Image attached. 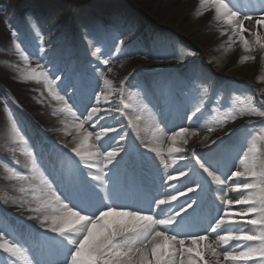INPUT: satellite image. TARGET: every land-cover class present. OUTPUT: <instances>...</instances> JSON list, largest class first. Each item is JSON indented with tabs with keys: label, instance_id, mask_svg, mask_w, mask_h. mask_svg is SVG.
<instances>
[{
	"label": "snow or ice",
	"instance_id": "1",
	"mask_svg": "<svg viewBox=\"0 0 264 264\" xmlns=\"http://www.w3.org/2000/svg\"><path fill=\"white\" fill-rule=\"evenodd\" d=\"M200 4L212 5L216 18L229 26L230 45L239 41L248 52H252L257 45L264 49V36L259 32L252 33L254 41L245 37L248 29L244 27V21H252L251 16L245 15L241 19L239 13L225 3V0H200ZM255 25L264 27V18L257 19ZM221 34L225 35V33ZM13 35L15 36L16 33ZM90 42L95 47L91 55L99 58L103 54L102 46H107V42L96 36H92ZM119 44L123 46L124 40L119 39ZM16 47L21 58L27 63L28 53L22 50L19 44ZM115 51L124 54L122 48L117 47ZM243 59L247 61L254 57L245 55ZM102 63L109 65L111 60L103 59ZM59 71L60 68L54 65V78L49 79L48 72L32 69L25 78L37 81L42 79L53 98L61 102V110L70 113L73 117H76L77 112L80 111L77 105L83 107L84 112L87 113V121L99 124L102 129L95 134V140L100 142V147L92 150L96 148L94 144L89 145L93 133H84L77 146L71 149L74 156L69 157L72 164L67 172L54 178L46 179L42 176L41 186L33 189L32 199L35 206L27 209L33 213L28 219L37 220L40 227L46 230L45 233L39 234L41 246L46 247L50 252H55L58 257L36 260V264H210L207 258L209 253L211 257L216 258V264H221V255L225 261L257 260V264H264V207L258 209L251 194L244 195L245 192L256 187V184L247 179L257 175L254 170L255 153L259 150L255 145L247 152L243 151V144H237L227 149L213 151L203 158L195 150L191 152L190 157L185 156L184 153L188 151L185 147L188 144V137L197 136L198 133L190 131L189 127L180 126L179 131L172 130V135L168 138L171 143L167 152L173 157L172 164H177L178 160L186 163L173 169L178 175L170 172L161 173L154 158L134 151L126 139L128 134L119 133L115 126L108 123L109 117L115 119L112 116L113 108L118 110L120 105L123 109L132 108V105L123 102V99L120 104L109 102L110 95L116 91L123 92L128 76L120 81L119 89H113V81L103 75L104 88L100 89V94L96 95L95 88L90 86L91 96L86 97L81 92L79 82H73L67 77L62 79L58 75ZM107 71L112 72L113 69L109 67ZM57 80L61 81L58 86L65 89L73 88L74 93L69 99L53 91L52 86ZM85 99L88 105H91L93 99L96 101L90 111L88 105H85ZM101 100L108 103V107L102 108ZM240 104L243 108L239 115L264 116V111H257L243 100ZM200 112L201 106L197 104L187 119L192 120ZM83 114L81 112V115ZM237 118V115L229 114L221 124L228 119L235 121ZM140 119V116L135 118L136 121ZM100 121L104 123L101 124ZM85 122L81 119L75 124L77 131L85 127ZM128 124L137 131V139H139L135 121L129 119ZM13 130L19 140L25 142L15 124ZM157 131H160L158 127ZM207 131L211 133L214 129L208 128ZM111 133L116 135H110ZM117 136L119 141L124 143L113 147ZM207 140L208 136H205L203 141L205 146ZM143 143L141 140V144ZM213 143L215 144L216 141ZM145 147L147 148L148 145ZM108 148L111 150H107ZM149 151L159 157L165 169L171 167L159 148L151 147ZM232 152H235L233 159H239L243 170L238 168L236 171H231L229 168L224 172L221 169L227 168ZM240 153H243V158H240ZM77 157L79 160L75 159ZM146 164L155 168V173L150 179L141 171ZM33 167L35 168V162ZM194 170L195 175H193ZM9 171L15 179L21 181L30 179L20 171L11 168ZM218 172L220 174H217ZM260 175L264 176V172ZM180 178L184 180L181 181ZM205 180L210 185L215 184L216 191H223L226 182L234 184L233 190L240 194V198L226 199L224 195H220L206 199V193L200 191ZM177 184H182L183 189L177 188ZM131 192L141 195L129 203L126 201L131 199L129 196ZM216 199L219 200V205L216 204ZM194 205L197 207L193 210ZM221 205L227 207L245 205L246 208L233 212L226 211ZM221 212L223 215H220ZM257 212L260 214L258 218H247ZM234 216H238L240 220H233ZM241 222L252 225L259 231L244 230L239 227ZM0 224H3L2 217ZM221 229L226 231L227 235L219 236L220 241L224 244H228L229 241L241 242L245 250L218 252L217 247L210 242V235L212 233L219 235L218 230ZM170 232L174 234H169ZM47 233L55 235L49 236ZM6 235L3 227H0V249L12 256H23L25 250L21 244L6 239ZM254 241H259L260 246L249 247L247 242ZM60 256L63 257L62 260L59 259Z\"/></svg>",
	"mask_w": 264,
	"mask_h": 264
},
{
	"label": "rangeland",
	"instance_id": "2",
	"mask_svg": "<svg viewBox=\"0 0 264 264\" xmlns=\"http://www.w3.org/2000/svg\"><path fill=\"white\" fill-rule=\"evenodd\" d=\"M239 1L243 2V0ZM228 2H231L230 5H236V0H225V3ZM246 2L252 5L249 8L255 9L256 6L251 0H246ZM0 6L3 7L2 16H6V19L12 23L14 28H16L14 33L17 34V32H19L26 44V47L21 49L25 50L29 55L27 63L21 58L20 54H18L20 59L13 61L11 56L14 53L10 48L13 40L4 33L3 35L0 34V152L4 151L13 154L16 149L22 151V149L29 147L33 154V157H31L32 164L35 162V166H39L40 164H43V158L41 156H35V151L38 150L40 154L42 151L45 153V151H47L46 148H48L45 146L47 141L44 143L39 142L35 145L32 143L31 145L28 135L29 130L26 126L21 125V121L23 120L27 122L26 118L36 117V110L45 107L48 103L50 104L53 101V96L50 94L48 86L45 85L42 79L39 81L26 79V75L32 69H36L37 71L43 70L49 73V79H53L55 75L53 73V66L56 65L60 68L58 75L62 79L67 77L73 82H79L78 74L82 71H85L87 74H93L96 79L93 78L94 82L88 85L95 88L96 95H99L100 89L104 88L103 74L113 81V89H119L120 81L124 79L123 76H120L116 72H108L105 67L97 69L96 71L86 70L84 64L88 63V61L85 59V54H77V52L75 54V49L80 45L87 50V41L92 38L93 33L86 28L89 26L88 24L92 23L95 25V30L100 32V39L107 42V46H102V48L109 50L110 41H114V45L116 44L115 46L124 50L125 45L127 44H124L123 46L118 44L119 39L123 36L120 33L119 28L122 27V22L125 21V17H130V15L139 16L141 11L131 8L127 3V0H0ZM200 7L201 5L198 3L186 12L178 26L166 24L161 20L149 23L147 18L142 17L141 24L148 26L149 29L146 31L151 34V41L148 46L152 50L158 51L161 54L165 53L169 58V62H173L175 67L174 75H158L157 82H154V85H157L156 88L162 91L163 88H167L166 94L161 91V96L163 95V98H166V101H168L172 95L171 87H175V85L177 87L182 81L191 84H188V86L187 84L184 85L180 93L185 96L190 93L191 96L190 103L187 105L190 114L186 116L191 115V112L195 109L197 104H200L201 106V112L198 113L197 117L189 120V122L192 123L191 125L197 124L196 128L202 124L198 121L199 119L202 122H210L211 126L213 123L214 127L212 126V128L215 130L218 128L230 129V127L237 121L243 122L244 125L237 131L236 135H234L236 138L230 145H226L224 142L219 147H216L217 149H210V152H208V148L202 150L196 148L197 150L195 149V151L197 153L198 151L202 153L207 152V156L215 149L220 151L227 149L232 145L243 144L244 152H247L249 148L255 145L259 150L255 153V160H258L259 169L256 171V177L250 179L249 182L256 184V187L254 191L249 190V192H245L244 195L251 194L255 201V206L259 209L264 207V176L260 175L261 172H264V139H262V137H264V116L239 115V113L243 108V105L240 104L241 100H243L245 104L256 108L257 111H264V65L260 64L263 58L264 49L257 45L252 52H248L239 42L230 45L227 40L223 42L221 40L217 41V38L220 39L227 37L225 30H229V26L225 23L221 26H207L206 29L200 30V32H203L204 34L197 32L188 37L183 36V24H189L195 20L200 14ZM27 8H35L40 13L32 12ZM115 8L124 15L116 17L113 13L105 14L103 12L105 9L110 11L115 10ZM246 8H248V6ZM18 16H26L23 18H25L28 23H31L32 28L34 29L27 28V31H22L20 28H24V26L21 21L22 19ZM48 16L54 17L50 20V24L45 23ZM211 17L213 18L211 19ZM207 18L211 19V21L214 19L213 22L218 20L213 8L203 15V19ZM33 19H38V21H40L39 26L34 23ZM41 19L44 24L41 22ZM247 25L245 26L244 24V27L248 29V31L245 32V37L254 41V36L252 35V33L255 32L253 28L254 25L252 24L251 30H249ZM51 26L55 27L52 33L57 39V42L54 45H50V43L48 44L49 41L45 38V34L50 38ZM137 28H139V26ZM1 30H3V27L0 25V32H2ZM142 33V30L137 29L133 34L139 36ZM221 33H225V35H222ZM15 36L13 35V37ZM16 42L17 40L15 43ZM226 47L228 49H226ZM94 49L95 48L91 47L88 51L91 53ZM237 50H239L240 53H238ZM113 51L114 50L108 52L111 53ZM65 53L71 57L66 64H63L62 60L66 58ZM245 55H251L254 59L245 61L243 59ZM135 57L138 59L140 58V55H136ZM100 59L103 61V58ZM130 59V57L124 56L119 58L118 61L125 62ZM257 63H259V65H257ZM37 65H39V67H37ZM73 76L75 79H73ZM60 83L61 81L57 80L56 84L52 86L53 91L59 95H64L63 87L58 86ZM97 84L98 87H96ZM126 84H129V80L125 82L123 88ZM131 85H133V90L131 88L129 91L133 97H136L135 92L137 91V87L139 88V91L143 93L142 88H140L137 82L133 81ZM69 90L71 93H74L73 88H69ZM82 93L86 97L91 96V92ZM119 98L120 91H116L109 96V102L111 104H118ZM167 103L168 102H165V105H163L165 110L167 109ZM95 104L96 101L94 99L91 101V105H88V101L85 99V105H88V111H90L91 106H95ZM100 106L102 108L108 107V103L101 100ZM77 107L80 108V111L76 114L78 121L81 119L86 121L87 113L84 112V108L79 104ZM119 110L120 109L117 110L116 108L112 109V116L118 117V122L112 123V118L109 117L108 123L115 126L119 133H125L126 129L130 128L131 125H126L124 117L119 114ZM81 112L84 114L81 115ZM169 112L171 113L172 109ZM143 114L144 109L139 108L136 116L142 117ZM229 114L237 115L238 118L235 121L228 119L225 123L221 124V121ZM166 115H168V113ZM180 119H182V117ZM134 121L136 122L135 118ZM14 124L16 129L20 132V135L24 137L25 142H21L16 136V132L13 130ZM165 124L166 121L163 119L162 122L157 123V127L170 134V131ZM97 130L100 132L102 129L98 127ZM232 132L233 131H230L229 135ZM142 134L143 133L139 134V139H137L136 131L131 133L135 142L141 141L140 137ZM51 135L53 134L50 132V136ZM110 135L116 134L111 133ZM131 139H129L130 147L133 145V143L131 144ZM53 140L60 139L55 137ZM188 141L192 142L189 138ZM190 142L185 145L188 151L184 153L185 156L189 157L194 150L193 148H190ZM54 144L52 143L50 146L52 147ZM117 144H123V142L119 141L118 136L116 144H113L112 146H117ZM95 145L99 148L100 142L95 141ZM11 146L12 148H10ZM107 150H111V148H108ZM101 151H103V149H101ZM49 154L50 152L45 154V156ZM60 154L63 156L64 160H67V162L70 160L65 153ZM240 154L242 155L240 157H243V153ZM1 155L3 154L0 153V156ZM231 156H235V152H232L229 157ZM4 157L7 158L5 155ZM76 160H79V158L77 157ZM179 162L180 165L186 163V161ZM71 164L72 163L67 164V170L71 167ZM9 168L17 171L14 165H9V163L5 164V167L0 170L1 181L11 182L15 180L12 172L9 171ZM42 170L43 169H41L40 172L43 175H46V171ZM168 170L169 169L163 167V173ZM237 196L240 198L239 193ZM245 208V205H235V207L232 208V211L239 212ZM259 215V212H257L251 214V216L247 218H258ZM232 219L240 220L238 216H234ZM10 223L11 222L6 223L3 221L4 228L8 227V229L12 231L13 227L10 226ZM239 227L248 231H259L258 228H254V226L242 222ZM220 235H227V232L223 230ZM6 239L14 243H20L21 246H24V243L18 241L19 238L17 237L11 239L8 236ZM234 243V241H229V244H232L230 245L232 247L226 246L227 248H224L223 250L236 251V247L238 246ZM247 243L249 247L260 246L259 241ZM238 245L241 246V244ZM243 250L245 249H241V251ZM46 255L45 258H40V260L58 258L57 255H54L52 252H48ZM59 259L62 260L63 257L60 256ZM233 262L237 264H257V260Z\"/></svg>",
	"mask_w": 264,
	"mask_h": 264
},
{
	"label": "bare ground",
	"instance_id": "3",
	"mask_svg": "<svg viewBox=\"0 0 264 264\" xmlns=\"http://www.w3.org/2000/svg\"><path fill=\"white\" fill-rule=\"evenodd\" d=\"M262 1V0H260ZM263 2V1H262ZM127 3L131 8L134 10H140L141 14L139 16L130 15L125 17L124 23H126L125 26L122 27L120 30V33L123 35L121 39L124 40L125 48L123 50L124 54L117 53L115 51V48L117 46L114 45V41H110L109 44V50H106L102 48V55L99 56V58L94 57L91 55L90 50L91 47L95 48L93 44L90 42L91 40L87 41V50L82 48L80 45L77 46L75 49V54L77 52L81 54H85V59H87L88 63L84 64V68L86 70H93L96 71L97 69L106 68L108 69L111 67L113 69V72H116L120 76H128L129 84H126V86L123 88V101L125 103H129L132 105V108L129 109H123V117L129 121V119L134 120L136 118L137 110L139 108L144 109V114L141 117L140 120L136 121L137 124V130L139 131V134L143 133L140 137V140H143V144H141V141H134V145L132 149L137 152L145 153L149 158H154L155 164L159 166V171L163 173V167L164 165L160 163L159 157L155 156V153H152L149 151V148L151 147H157L161 150V154L165 157L168 164L171 165L172 168H176V164H172V156H169L167 152V148L169 147L171 141L168 139L172 135V130H180V126L185 127L184 120L183 124L181 119H174L175 121L172 123L173 120L172 117L167 118L166 127L170 131V134L166 133L165 131L161 130L157 131V123L161 121L162 119L165 120L164 111H162V104L160 102H156L154 99V96H152V91L156 88L157 85H154V82H157L158 75H174L175 74V67L173 62H169V58L165 53H159L158 51L152 50L148 44L150 43L151 34L150 32L146 31L148 26H144L141 24V20L143 18H147V21L150 22H156V20H161L166 24L178 26L179 22L183 19L186 12H188L192 7H194L196 4L200 3V0H127ZM229 6L236 12L239 13L240 18L242 19L243 16L248 15L252 17V21H244L245 26L248 23V28L251 30L252 24L254 25L255 32H259L262 36H264V27H261L259 25H255V21L257 19L264 18V8L262 13H258V8H246L245 10H240L238 7H234L233 5H230L231 3L228 2ZM201 5V4H200ZM264 7V6H263ZM212 7V5H204L200 7L199 9V16L190 22L189 24H183V36L188 37L194 33H199L200 30L206 29L207 26L217 25L221 26L223 21L217 20L216 22H213L214 19L211 21V19H203V15L208 12ZM28 10L38 13L39 11L35 8H27ZM215 10V9H214ZM3 7L0 6V25L3 27L2 32H0L1 35L3 33L5 35H8L13 40L11 42L10 48L13 51V55L11 56L12 60H19V51L17 50L16 45L21 44V48L26 47L25 42L23 41L22 37L20 36V33L17 32V36L13 37V33L15 28L13 27L12 23L8 20H6V16H2ZM105 14L113 13L114 16H122L124 15L122 12H119L116 10H104ZM40 13V12H39ZM8 17V16H7ZM143 17V18H142ZM117 19V18H114ZM50 21V18L48 17L46 19V23ZM212 22V23H210ZM139 26V28H137ZM54 26H51V34L50 38L47 37L45 34V38L49 41L48 44H55L57 42L56 37H54L52 31L54 30ZM142 30V34L137 36L134 35L135 30ZM203 33V32H200ZM225 33H227L226 38H217L216 40L228 41V37L231 35L230 30H225ZM204 34V33H203ZM202 34V35H203ZM97 38L100 39V36H97ZM17 42L15 43V41ZM239 41L236 42V44ZM77 44V43H75ZM119 44V43H118ZM235 44V43H234ZM100 46V45H96ZM85 51H83V50ZM226 49H228L226 47ZM234 49V48H231ZM95 50V49H94ZM93 50V51H94ZM114 50L113 52H108ZM238 53H240L239 50H237ZM136 55H140V58L136 59ZM66 58L62 60L63 64H66V62L69 61V58L71 56H68L67 53H65ZM128 56L131 59L126 60L125 62L118 61L119 58ZM103 59H110L112 60L109 65H104L102 63ZM261 65H264V54L263 58L260 62ZM259 65V63H257ZM82 68V67H81ZM133 81L137 82L142 88V92L139 91V88L137 87V91L135 92V96L131 94L129 89L132 88L133 90ZM131 82V83H130ZM188 86L191 85L189 82L185 83L184 81L181 82V84L178 86V88L181 89L184 87V85ZM144 89V90H143ZM167 88L163 89V92L166 94ZM200 90V89H199ZM64 96L66 99H69L73 95V93L70 92L69 87L66 89L63 88ZM91 95V94H90ZM190 94L187 96H184L180 93V99L183 101V106L188 105L190 101ZM205 98V97H204ZM71 102V101H70ZM204 105V104H203ZM184 108V107H183ZM62 104L61 102L55 100L53 98V101L49 104H46L45 107L40 108L36 110L37 115L34 118H26V121H21V125H24L29 130V138L30 143L38 144L46 142V145L48 148L45 153L42 151L40 154L38 150L35 151V156H41L43 158L40 168L39 166L33 167V164L31 162V157H33V154L29 147L22 149V151L17 150L15 153H7V152H0V170H2L3 167H5V164L14 165V167L17 169V171H20L23 175L28 176L30 179L28 181H21L18 179H15L11 182H3L0 180V217L3 218V221L11 222L10 226L13 227V230L4 228L3 224H0V227H3L4 231L7 233L6 237H10L13 239L14 237L19 238L18 241H21L24 243V254L23 256H12L9 253H4L3 249H0V264H36V260H40V258H45L46 252L42 250V246L40 243V233H45L46 230L41 228L39 225V222L37 220H30L28 217L30 215H33V213L27 211L29 207H34L35 202L33 201V189L40 187V178L43 176L44 178H54L56 176H59L61 172L66 171L67 164L69 163V160L63 159V156H61L60 153H65L66 156L72 157L74 154L71 152V149L73 147H76L77 144L82 139V136L86 132H92L93 137L89 140V145H95V134L98 133L97 128L99 127V124L94 123L93 121H87L85 122V127L83 129H80L77 131L75 128V124L79 123L77 116L73 117L70 113H67L65 111H62ZM185 112H188V106L184 108ZM120 114V113H119ZM118 117H115V119H112L111 122H118ZM123 121V119H122ZM163 121V120H162ZM201 124V126H197L195 124L194 126L189 127L190 131H196L198 133L197 136H189L188 138L192 140L191 147L194 150L197 148L199 150L210 148L213 149L215 146H218L222 141H224V144H231L235 140V136H232L230 139L228 138L229 132L233 129H240L244 124L241 121H237L234 125L230 127V129H214L213 132L209 133L207 131L208 128L214 127V124L212 123V126L210 125V122H202L198 120ZM197 121V122H198ZM198 122V124H199ZM99 123H104V121H100ZM156 123V124H155ZM175 130V131H176ZM146 131V132H145ZM50 132L53 134L50 136ZM121 132V131H120ZM127 141H129L132 137L130 133L127 131ZM134 133V130H133ZM137 133V131H136ZM121 134H124V132H121ZM131 136V138H130ZM208 136L207 140V146L204 144V137ZM55 137H58L60 140H53ZM213 141H216L214 144ZM52 147L50 146L51 144ZM124 143V142H123ZM67 145V147H65ZM145 145H148L146 148ZM12 148V146L10 147ZM96 148H93L92 150H96ZM196 149V150H197ZM49 155L45 156V154ZM199 154H201L198 151ZM4 155L7 157L5 158ZM206 156V155H202ZM178 160V157H176ZM8 162H6L5 161ZM179 162V160H178ZM48 163L50 164L48 166ZM64 164V165H63ZM233 164H235V167H233ZM59 167V168H58ZM170 167V168H171ZM229 168L232 170L234 169H240L243 170V165L240 164L239 159H232L230 161ZM228 168V169H229ZM43 169L46 171V175H43L40 170ZM259 164L258 160H255V171H258ZM42 170V171H43ZM146 170V171H144ZM144 170H142V174L147 177L151 178L152 175L155 173V168L151 166L150 164H147V167H144ZM222 170V169H221ZM223 171V170H222ZM62 172V173H63ZM147 172V173H146ZM218 174H220L218 172ZM248 180L250 177L247 178ZM51 182V181H50ZM212 188L213 194L215 197H218L220 195H224L226 199H238V192L234 191V184L227 183L223 186V191H216L217 186L215 184L210 185V189ZM253 190V189H252ZM130 195V194H129ZM131 196V195H130ZM216 204L219 205L220 202L218 199H216ZM235 205H233L234 207ZM226 211H229L231 207L223 206L221 205ZM232 207V208H233ZM167 214V212H165ZM223 215V212L220 213ZM19 217V218H18ZM12 229V228H11ZM15 229V230H14ZM210 231V230H209ZM219 235L216 233H212L210 235V242L213 243L214 247H217L218 252H223L227 250H223L224 248H227L226 246H230L228 244H224L222 241L219 240L220 234H222L223 230H218ZM174 234V233H169ZM207 234V233H203ZM47 235L52 236L55 234L47 233ZM241 243V242H239ZM232 247V246H230ZM47 249V248H46ZM240 246L236 248V251H241ZM48 250V249H47ZM54 255H56L55 252H52ZM40 254V255H39ZM47 256V255H46ZM207 258L210 261V264H216V258L211 257V254L209 253ZM44 260V259H42ZM221 264H237L233 261H225L223 260V256L220 257ZM243 260H239V262H242ZM238 262V261H237Z\"/></svg>",
	"mask_w": 264,
	"mask_h": 264
}]
</instances>
